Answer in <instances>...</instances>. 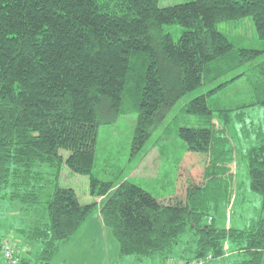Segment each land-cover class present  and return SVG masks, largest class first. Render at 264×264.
Segmentation results:
<instances>
[{
  "label": "trees",
  "instance_id": "obj_1",
  "mask_svg": "<svg viewBox=\"0 0 264 264\" xmlns=\"http://www.w3.org/2000/svg\"><path fill=\"white\" fill-rule=\"evenodd\" d=\"M245 18L264 40V0L169 6L159 0H0V204L18 201L37 218L30 229H19L26 250L19 264L34 257L50 264L57 243L73 237L97 208L121 259L214 260L232 248L238 264H263L264 132L246 153L249 187L263 197L258 223L247 230L217 225L232 179L230 161H214L223 139L217 132L226 127L218 128L222 121L209 99L224 84L184 107L196 118L178 131L188 156L174 196L162 198L113 172L111 180L95 173L102 119L120 113L127 97L138 92L132 154L139 155L155 125L188 92L220 78L227 59L234 55L238 64L260 53L235 52L217 27ZM173 24L183 28L178 39L165 31ZM64 169L87 176L93 198L105 201L82 203L76 189L62 183ZM10 234L0 236V264H11L2 253Z\"/></svg>",
  "mask_w": 264,
  "mask_h": 264
},
{
  "label": "rangeland",
  "instance_id": "obj_2",
  "mask_svg": "<svg viewBox=\"0 0 264 264\" xmlns=\"http://www.w3.org/2000/svg\"><path fill=\"white\" fill-rule=\"evenodd\" d=\"M186 1L189 0H159V3L160 6H169ZM217 27L235 44V52L239 53L240 48H249L260 50V53L254 59L244 58L238 64L234 55L227 59L223 63V66L226 67V72L220 78L214 79L211 76L212 79L209 84L188 92L169 111L165 120L155 125L150 139L139 155L132 154L138 119L136 102L138 92H135L133 97H127L120 113L114 116H105L102 119L103 123L99 127L96 147L98 164L95 173L102 179L111 180L113 178H110L111 172L115 174V177H118L120 172L119 176L123 175V178H125L130 173V166L133 162L139 164L152 163L153 167H161V169L146 167L148 175L138 178L141 180L134 181L137 184L139 182L157 196H166L171 186L170 176H172V185H174V174H177V171L180 170V163L188 152L186 142L178 133L179 128L182 125L192 126L195 124L194 120L196 117L186 113L184 107L194 97L224 84L209 99L210 104L217 109V119L222 121L219 123L216 121L218 128L221 129L223 125L226 127V130L217 132V136L223 137V139H221V143H216L218 152L214 161L218 157L224 163L230 161L229 176L232 179V188L229 205L232 206V199H235L238 192L240 203L234 209L232 207L229 208V214L224 217L227 221L222 220L223 218H218L217 225L247 230L251 229L249 226L255 222L256 224L258 223L263 209L262 195L255 191L247 194L245 186L250 182L246 153L249 147L255 144L258 135L264 132V40L259 38L250 18L220 22ZM165 31L173 33L174 38L178 39L182 34L183 28L177 24L166 25ZM227 117H231L228 124L226 123ZM131 158L135 160L133 161ZM106 161H109L113 167L106 164ZM207 161L205 159V162ZM194 165L195 167L197 166L196 163ZM65 170L62 172L64 185L70 183L66 186L75 188L81 195L85 190H88L89 178L87 176L71 174L70 182L68 171ZM157 172L159 179L155 178L154 175ZM166 176L167 178H165ZM116 179V181H119V178ZM237 182L239 186H236ZM78 183H81L82 187H79ZM220 205H225L227 208L228 201L222 200ZM35 219L37 218L31 213V210L25 211L18 201L3 200L0 204V236L11 233L10 236L20 243L24 237L19 229H30ZM76 236L67 245L61 246V250L56 253L57 257L61 255V260L64 259L67 264L70 262H79L80 264L97 263L93 255L94 252L88 250L92 242L84 238L81 229ZM103 243L107 247V239ZM101 244L102 241L98 240L95 245L100 246ZM232 250V248L230 251L226 249L225 254L220 257L225 258L228 256L229 251V255L234 254V256L226 258V264L240 263L242 260H238L240 255H237L239 251L232 253ZM31 264H40L39 259L34 257ZM118 264L130 263L122 259Z\"/></svg>",
  "mask_w": 264,
  "mask_h": 264
},
{
  "label": "crops",
  "instance_id": "obj_3",
  "mask_svg": "<svg viewBox=\"0 0 264 264\" xmlns=\"http://www.w3.org/2000/svg\"><path fill=\"white\" fill-rule=\"evenodd\" d=\"M186 156H188V152L186 153L185 157ZM185 157H184L183 160H185ZM131 159H133V158H131ZM134 160L135 159H133V161ZM183 160L180 163V170L177 171L178 172L177 174H174V176H175L174 185H172L173 179H172V176H170V185L171 186L169 188L168 194L166 196L165 195H158V196H162V198H167V197H172V196H174L177 193V188H178L177 177H178V181H179V177L181 175V166H182L183 162H185ZM106 164H108L111 167H113V165L110 164L109 161H106ZM151 164L150 163H148V164H145V163L139 164V163L133 162L131 164V166H130L131 170H130V173L127 175V177L123 178V175L118 176V177L121 180L129 179V180H131L133 182H135L134 180H141V179H138V178H143L144 176L148 175L146 173V169H147L146 167L151 168V169L152 168L153 169H158V170L161 169V167L160 168H158V167L156 168V167H153V164L152 165ZM65 171H68L67 174L69 175V180H70V175L71 174L74 175V173L70 172V170H68V169H66ZM120 174L121 173L119 172V175ZM154 175H155V178L159 179L158 172L154 173ZM62 177H64V176H62ZM62 177H61V181L63 183V179L64 178H62ZM165 178H167V176ZM70 182H71V180H70ZM69 184L70 183H67L65 185H69ZM138 184L140 186H142L139 182H138ZM78 186L82 187L81 183H78ZM236 186H239L238 182H237ZM142 187H144V186H142ZM245 187H246V193L247 194H251L252 190L249 187V183ZM77 193L80 196V199H81L82 203H91V202H93V200H96L97 202H99V200H100V202H101V200H102V197L95 198V199L93 198V196L90 193V187H88V190H85L82 195L79 194L78 191H77ZM104 201L105 200H102V203ZM238 203H240L239 192L235 196V199H232V203H231L232 206L229 205L227 207L226 211L224 210L223 212H221L220 219L223 218L222 220H226V218H224V217H227V215L229 214L228 213L229 212V208L232 207L234 209L235 206H237ZM80 229H81L82 233L84 234V238H86V239L90 240V242H92V244L88 247V250H90L91 252H94L93 255L95 256V259L97 260V263H93V264H102V263L103 264H118V263H120L122 261V259L120 257L119 242L117 241V239H116L114 233L112 232V230L105 225L103 217L101 215L100 209H98V208L94 209L90 213L89 217L82 224ZM80 229H79V231H80ZM78 232L73 237H71L69 239L59 241V243L57 245L56 252H55V256H54V258H53V260H52V262L50 264H67V263L64 262V259L61 260V255L59 254L60 256L57 257L56 253H58L61 250V246H65V245H67V243L70 240L75 239L77 237L76 235L78 234ZM106 239H107V242H108L107 247H105V243H103L104 241H106ZM98 240L102 241V244L100 246H96L95 245ZM231 245L232 244H230V246L228 245L229 248L231 247ZM229 251H228V256H226L225 258L224 257H218V258H215L214 260H212L210 262H207V264H226L227 260H225V259L226 258H230L231 256H234V254L233 255H229ZM123 260L126 261V262L130 261V259H123ZM131 262L133 264V261H131ZM68 264H80V263L79 262H77V263L76 262H70Z\"/></svg>",
  "mask_w": 264,
  "mask_h": 264
},
{
  "label": "built area",
  "instance_id": "obj_4",
  "mask_svg": "<svg viewBox=\"0 0 264 264\" xmlns=\"http://www.w3.org/2000/svg\"><path fill=\"white\" fill-rule=\"evenodd\" d=\"M14 238L11 236H6L2 241V253L6 259L10 261L11 264H19L21 260V256L26 251L19 242H16ZM211 259H194L187 262H182L177 260L176 258H169L166 264H207V262L211 261ZM151 264V263H149Z\"/></svg>",
  "mask_w": 264,
  "mask_h": 264
}]
</instances>
